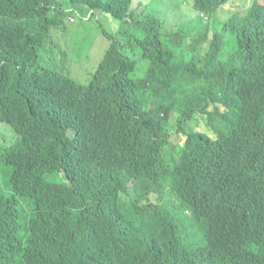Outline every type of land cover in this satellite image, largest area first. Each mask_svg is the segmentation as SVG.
<instances>
[{"label": "trees", "instance_id": "trees-1", "mask_svg": "<svg viewBox=\"0 0 264 264\" xmlns=\"http://www.w3.org/2000/svg\"><path fill=\"white\" fill-rule=\"evenodd\" d=\"M132 1L69 0L67 19H124ZM194 1L214 16L226 0ZM66 15L57 0H0V122L20 135L2 157L13 195L0 188V264H264V4L232 18L227 41L199 33L179 59L155 13L119 20L151 65L133 77L129 45L102 30L109 45L88 84L45 54ZM207 43L215 56H200ZM172 113L221 126L214 140L188 131L168 159ZM149 192L157 201L139 208Z\"/></svg>", "mask_w": 264, "mask_h": 264}, {"label": "rangeland", "instance_id": "rangeland-1", "mask_svg": "<svg viewBox=\"0 0 264 264\" xmlns=\"http://www.w3.org/2000/svg\"><path fill=\"white\" fill-rule=\"evenodd\" d=\"M251 1L228 0L218 9L216 15L209 16L197 8L194 0H133L124 19H114L110 14L102 11H95L94 14H90L92 11H84L83 15L75 13V21H72L67 19L69 0H57L67 13L64 18L65 27L64 29L52 27L45 54L50 55V59H53L51 68L57 69L64 75L72 77L80 83L88 84L109 45L107 37L102 33V30H104L114 33V35L119 36L129 45L130 54L134 55L133 57L137 61V68L133 73V77L142 76L147 73L151 61L140 55L141 52L136 46L131 45L132 37L117 34L120 26L119 20L126 23L130 21L131 15H141L143 12L147 14L155 13L162 22L159 31L164 47L170 50L175 58L179 59L182 55L190 52L189 48L193 38L199 33L209 30L210 26L213 28L209 34L210 39L215 32L219 31L227 41L229 34L222 30L223 22L233 13L244 14ZM259 1L264 3V0ZM198 16L199 19L194 20ZM186 26L189 28V35L185 39L183 33ZM131 32L136 33V30L131 29ZM177 33H180V35ZM217 51V47H213L210 43H207L201 47L200 56L213 57ZM188 59L189 57H186V60ZM41 63L46 65L44 61ZM145 65H147L146 70ZM211 110H214V108L212 107ZM170 126L172 127L170 138L163 144L168 159L171 158V155L182 151L185 134L188 131L196 130L205 139L214 140L221 122H218L215 126L214 122L210 121L208 117L199 115L194 120L184 121L180 125L178 113H172ZM19 139L20 135L10 124L0 122V173H4V176L0 177V188H3L7 196L13 195V192L7 187L11 167L3 163L2 157L4 151L13 147ZM25 168L31 170L28 169V164H25ZM40 177L46 180L62 181L61 178L53 179L50 175L44 177L43 174H40ZM131 191L130 193L123 194L127 205L133 200ZM18 198L20 206H24L26 210V213L22 212L21 218V221L25 222L29 219L30 212L24 199ZM156 201L157 194L149 192L148 199L142 201L138 207H148L150 202L155 203ZM141 239V234L135 233L133 236L134 250H141ZM64 264L75 263L66 259Z\"/></svg>", "mask_w": 264, "mask_h": 264}, {"label": "clouds", "instance_id": "clouds-1", "mask_svg": "<svg viewBox=\"0 0 264 264\" xmlns=\"http://www.w3.org/2000/svg\"><path fill=\"white\" fill-rule=\"evenodd\" d=\"M227 1H228V0L222 2V3L217 7V11H218V9H219L223 4H225ZM254 1H258V0H252L251 3H250V5H249V7L247 8V10H246V12H245L244 14L241 15V14H238V13H233L231 16H229V17L223 22L222 30L225 31V32H227L228 34H231V31H230V29H229V27H228V23L230 22V20H231L232 18H234V17H245V16L247 15V12H248L249 8L251 7V5H252V3H253ZM262 3H263V2H262ZM263 4H264V3H263ZM126 23H128V22H126Z\"/></svg>", "mask_w": 264, "mask_h": 264}]
</instances>
